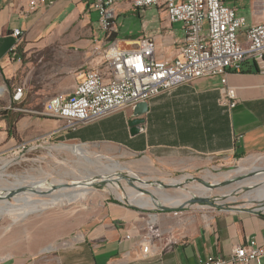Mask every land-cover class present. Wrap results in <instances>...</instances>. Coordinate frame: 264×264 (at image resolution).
<instances>
[{"label": "crops", "instance_id": "1", "mask_svg": "<svg viewBox=\"0 0 264 264\" xmlns=\"http://www.w3.org/2000/svg\"><path fill=\"white\" fill-rule=\"evenodd\" d=\"M51 1L50 6L30 10L28 0H0V72L3 80L12 83L9 92L22 87L25 110L16 123V138L8 137L5 123L0 126V149L54 132L56 144H97L103 151L120 148L139 157L140 166L155 178L229 168L252 152L264 151V73L255 71L252 61L227 75L238 100L231 110L217 103L219 78L206 77L150 100L141 117L144 130L134 136L129 133L130 108L106 117L117 115L113 126L101 124L104 118L76 132L60 131L62 122L48 117L44 105L57 94L71 96L88 68L104 67L92 52L95 46L147 39L154 44L155 58L169 62L177 57L183 30L167 23L164 9H155L157 19L146 21L153 25L136 38L123 37L122 17L135 14L142 21L145 16L130 0H115V27L106 35L91 0ZM222 2L244 17L247 26L264 22V0ZM14 30L21 31L19 39L13 37ZM93 221L65 239H46L36 232L4 238L8 243L0 249V264H196L201 257L226 258L250 238L264 243V211H218L198 221L172 211L146 215L112 201ZM146 233L149 242L143 239ZM57 240L61 244L43 249ZM146 244L148 257L138 259L137 246Z\"/></svg>", "mask_w": 264, "mask_h": 264}, {"label": "built area", "instance_id": "2", "mask_svg": "<svg viewBox=\"0 0 264 264\" xmlns=\"http://www.w3.org/2000/svg\"><path fill=\"white\" fill-rule=\"evenodd\" d=\"M132 7L147 11L162 7L168 24H178L183 38L178 43L177 57L172 61L158 60L154 56L151 40L139 41L137 49H120L118 42L105 48L95 46V57L102 59L104 67L88 68L71 96L57 94L46 101L45 114L62 122L60 131L76 132L83 126L102 120L121 110L132 108L140 102H149L162 93L180 85L206 77L220 80L217 103L231 110L237 105V96L227 82L229 72H240L246 61H252L258 72L264 73V22L247 26L244 17L223 4L222 0H130ZM51 0H28L30 10L50 6ZM115 0H91V8L99 13L100 28L106 35L114 29ZM19 39L20 30L12 32ZM20 86L10 92L11 105L22 100ZM11 108V107H10ZM15 112L24 113L19 107ZM46 133L30 141H18L0 149V168L9 169L24 162L39 148L56 146ZM252 211H264V207ZM177 210L173 211L178 215ZM127 234L125 238H129ZM149 242V233L143 237ZM138 259H146L149 246H137ZM264 259V243L250 238L236 246L224 258L206 256L196 264H260Z\"/></svg>", "mask_w": 264, "mask_h": 264}, {"label": "rangeland", "instance_id": "3", "mask_svg": "<svg viewBox=\"0 0 264 264\" xmlns=\"http://www.w3.org/2000/svg\"><path fill=\"white\" fill-rule=\"evenodd\" d=\"M155 9L164 8L153 7L148 13H146V11L139 13V15L144 14L145 16L142 21L136 18L135 14H127L125 17H122V23L120 24L121 35L127 38H136L146 31L148 27L154 24L153 21L152 23L146 21H149L151 17L157 19L155 17ZM119 43L121 42H118V44ZM2 89L3 92H1ZM9 91L0 72V126H2V123L7 124L8 115L14 112L11 109L12 105ZM117 118V115L111 116L104 119L101 124L113 126ZM62 145L67 146V148L59 147ZM73 145H81L84 148L70 147ZM88 159L95 162L87 164L86 160ZM140 162L141 160L139 157H131L128 152L120 148L113 149L112 151H103L102 147H99L97 144L88 145L71 141L56 146L39 148L35 152L30 153L21 164L12 166L6 170L4 169V177L0 179L3 185L0 187L6 189L5 191L9 188H14L13 182L15 179L27 176L38 177L39 179L45 178L46 183L63 182L67 184V188L64 189H72V187L68 185L79 179L89 178L91 183L80 184V186H87L90 188V192L85 197L69 204L54 205L30 213L22 219L19 217V213L24 210L32 209L33 205L27 206L29 203L23 201L14 202V199L20 194L28 193V189L21 188L11 193L7 197V200L19 210L16 209V211L10 214H0V249L3 248L5 243H8V241H4L5 239L17 233H25L28 235L36 232V234L40 233L42 238H58V240L81 233L89 224L94 222L93 219L95 217L103 214L105 204L112 201L122 202L140 210L146 215L160 212L155 209L156 205H154V207H141L133 202L132 195L135 192H143L144 197H148L156 203L161 202V199L166 196L178 197L180 193L206 199L204 203H192L189 201L185 206H165L171 208L172 212L177 210L183 215H191L198 221H201L203 218L208 219L214 212L218 211L254 210L261 208L260 203L248 201V196L254 195L255 192L247 186L250 184L249 182L255 181L261 177L262 174L237 175V173H235L233 175V173L240 168H264V151L252 152L235 162L234 165L229 168L221 167L213 171H204L190 177L163 176L155 178L146 171L144 166H140ZM112 163L119 164L122 170L116 172L119 173L118 175H114L113 178H110V173L101 169L100 165H110ZM209 173L210 175L216 176L218 179H221L223 174L226 175L228 173H231L232 177L218 184H213L211 179H204ZM129 174H132L142 182H146L145 185L147 187L143 188L140 185L143 183L133 180L129 177ZM181 178L185 179V183L179 187H162L158 185V182L163 185H168L170 180H179ZM113 184L117 185V188H114ZM208 185H212V187L209 188ZM137 186L139 188H137ZM204 187L208 189L207 193H205L206 196L200 195L199 191ZM44 188L43 186L39 187L42 191L46 190V188ZM62 188L63 186H55L53 192H43L41 194L34 193L35 195L32 199L48 200L50 194L57 193ZM58 240L54 242L49 241L52 245L43 246V249L56 246L58 243L61 244Z\"/></svg>", "mask_w": 264, "mask_h": 264}, {"label": "bare ground", "instance_id": "4", "mask_svg": "<svg viewBox=\"0 0 264 264\" xmlns=\"http://www.w3.org/2000/svg\"><path fill=\"white\" fill-rule=\"evenodd\" d=\"M138 46L139 45H138L137 42H121V43L118 44V47L120 49H131V50H134V49H137ZM1 92H3V89L1 90ZM62 148H67V147L65 146V147H62ZM86 161H87V164H91V163L95 162V161L92 162V160H90V159H88ZM100 166H101V169H104L105 171H108L110 173V176H111L110 178H113L114 175H118L119 173H116V172H118V171L120 172L122 170L120 165L117 164V163H112L110 165H100ZM3 170H4L3 167H1L0 168V179H3V177H4ZM235 173H237V175L238 174H245V175L246 174H262V176L259 177L258 179H256L255 181L249 182L250 184L247 187L253 189V191L255 192L254 195L248 196V201H251V202L256 201V202L261 204V207H264V168H258V167H252L251 169L240 168L239 170L235 171L233 173V175ZM129 177L132 178L133 180L137 179L132 174H129ZM231 177H232V174L228 173L226 175L223 174L222 178L218 179V178H216V176H213L212 174L210 175V173H209V175L207 177H205V178L203 177V178L205 180H206V178H209V180L211 179L213 184H218V183H220L223 180L230 179ZM205 180H203V181H205ZM90 181L91 180L89 178H87V179H79L78 181L76 180L74 182H71V184L68 185V186H71L72 189H64V188H67V186H66L67 184H65L63 182L46 183V179L45 178L44 179H39L38 177H33V176L17 178L13 182L14 183L13 184L14 188H9L7 190L8 192L5 191L6 189H2L0 187V214H4V213L10 214V213H13L14 211H16V209H18L17 207H15V205L11 204V202H9L7 200L6 196L9 193L16 192L17 190H19L21 188H27L28 189V193L26 192V194L24 193V194L18 195L14 199L15 200L14 202L23 201V202L29 203V204H27V206L31 205V204L33 205L32 209L24 210L21 213H19L20 214L19 217L22 219V218H25L26 216H28L30 213L37 212V211L52 207L54 205L69 204L71 202H74V201H76L78 199H81V198L85 197L90 192V188L87 187V186H80V184H85V183L89 184V183H91ZM44 183H46V184H44ZM141 183H143V184H140L143 188L147 187L145 185L146 182H141ZM183 183H185V179L181 178L179 180H170L168 185L170 187H179ZM1 185H3V182L0 180V186ZM245 185H247V184H245ZM41 186L45 187L46 190L42 191L41 189H39V187H41ZM55 186H63V188L60 191H58L57 193L50 194L48 200H46V199L45 200L32 199V197L35 195L34 193L41 194L43 192H53V190H54L53 188ZM113 187L117 188V185L113 184ZM201 187H203V186H201ZM137 188H139V187L137 186ZM207 190L208 189L205 188V187L203 189L199 190L200 191V195L206 196L205 193H207ZM132 196H133L132 201L135 202L136 204H138L141 207H154V205H156V204H159V205H162V206H169V205L170 206H185V205H187V203L189 201H191L193 198H195L194 195L190 196V195L185 194V193H180V196H178V197H169V196L165 195L166 197L161 199V202H157L156 203L152 199H150L148 197H144L143 196V192H139V193L135 192Z\"/></svg>", "mask_w": 264, "mask_h": 264}, {"label": "water", "instance_id": "5", "mask_svg": "<svg viewBox=\"0 0 264 264\" xmlns=\"http://www.w3.org/2000/svg\"><path fill=\"white\" fill-rule=\"evenodd\" d=\"M148 103L143 101L140 103H137L136 105H134L131 108L132 111V120L129 122V133L131 136H134L136 134H138L139 132L144 130V118H141L144 114H146L148 112ZM138 182H142L140 179H136ZM158 185L162 186V187H170L169 185H163L160 182H158ZM208 187H212V185H208ZM12 193V192H11ZM9 193L6 198L11 194ZM192 203H204L206 202V199H202V198H193L191 200ZM156 210L162 211V212H167V211H171V208L169 207H165L159 204H156Z\"/></svg>", "mask_w": 264, "mask_h": 264}, {"label": "trees", "instance_id": "6", "mask_svg": "<svg viewBox=\"0 0 264 264\" xmlns=\"http://www.w3.org/2000/svg\"><path fill=\"white\" fill-rule=\"evenodd\" d=\"M254 67H255V71L258 72V69L255 66V64H254ZM4 82H5L6 86H7V88L10 90L12 88V83L10 81H7V80H4ZM11 107L24 108L23 99L20 100L19 102L13 103ZM22 115L23 114L20 113V112H11L8 115V121H7V124H6V132H7V135H8L9 138L10 137L11 138H16V123L22 117Z\"/></svg>", "mask_w": 264, "mask_h": 264}]
</instances>
